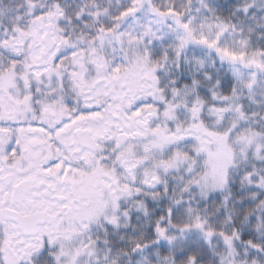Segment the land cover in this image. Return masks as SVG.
Listing matches in <instances>:
<instances>
[{
  "label": "snow or ice",
  "instance_id": "snow-or-ice-1",
  "mask_svg": "<svg viewBox=\"0 0 264 264\" xmlns=\"http://www.w3.org/2000/svg\"><path fill=\"white\" fill-rule=\"evenodd\" d=\"M0 264H264V0H0Z\"/></svg>",
  "mask_w": 264,
  "mask_h": 264
}]
</instances>
